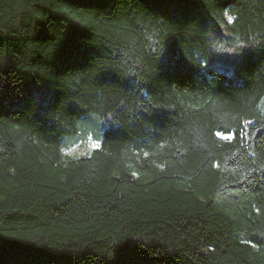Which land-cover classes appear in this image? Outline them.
<instances>
[{
	"label": "trees",
	"instance_id": "trees-1",
	"mask_svg": "<svg viewBox=\"0 0 264 264\" xmlns=\"http://www.w3.org/2000/svg\"><path fill=\"white\" fill-rule=\"evenodd\" d=\"M0 264H264V0H0Z\"/></svg>",
	"mask_w": 264,
	"mask_h": 264
},
{
	"label": "rangeland",
	"instance_id": "rangeland-1",
	"mask_svg": "<svg viewBox=\"0 0 264 264\" xmlns=\"http://www.w3.org/2000/svg\"><path fill=\"white\" fill-rule=\"evenodd\" d=\"M97 146V143L93 139H88L86 144H79L74 148L69 150V154L72 156H80L85 154L88 150L94 149Z\"/></svg>",
	"mask_w": 264,
	"mask_h": 264
},
{
	"label": "snow or ice",
	"instance_id": "snow-or-ice-1",
	"mask_svg": "<svg viewBox=\"0 0 264 264\" xmlns=\"http://www.w3.org/2000/svg\"><path fill=\"white\" fill-rule=\"evenodd\" d=\"M228 20L231 22L233 20V17L229 16ZM217 135H220V133H217Z\"/></svg>",
	"mask_w": 264,
	"mask_h": 264
}]
</instances>
